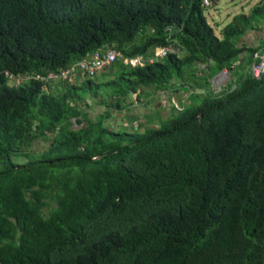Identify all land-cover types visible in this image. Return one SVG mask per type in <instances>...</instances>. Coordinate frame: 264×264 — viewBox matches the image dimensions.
Instances as JSON below:
<instances>
[{"label":"trees","instance_id":"1","mask_svg":"<svg viewBox=\"0 0 264 264\" xmlns=\"http://www.w3.org/2000/svg\"><path fill=\"white\" fill-rule=\"evenodd\" d=\"M200 1L0 0V264H264V38L243 43L264 0L219 38ZM71 67L72 84L48 79Z\"/></svg>","mask_w":264,"mask_h":264},{"label":"rangeland","instance_id":"2","mask_svg":"<svg viewBox=\"0 0 264 264\" xmlns=\"http://www.w3.org/2000/svg\"><path fill=\"white\" fill-rule=\"evenodd\" d=\"M259 1H261V0H217V4H216L217 13H216V15L213 14V10L210 9L208 12L203 13V17L205 18V22L209 27H211L213 23H216V25H218V28L221 29L230 23L234 14L240 15V14H242V12H244L248 15V13L251 10V7L254 6V4H256ZM247 2H248V4H246ZM210 11L213 14L212 20H210L207 17V14ZM219 29L218 30L212 29L214 35L217 38L220 37L219 32H218ZM107 51H116V50L109 47ZM200 64H202V63H200ZM254 66L255 65L253 64V69H254ZM100 75L101 74H99L95 77L99 78ZM228 75H229V73H228ZM221 76H223V75H219V73H218L212 79L209 80V84H210L212 89H216L218 87L225 86V83L227 81H229V79H230V77H229L230 75L227 76L226 78H223ZM8 81H9L8 84H12L14 82V78L8 77ZM45 82H47V81H45ZM70 83L72 84L73 80ZM165 95H163V93L160 94L159 96L156 97V99L153 103L155 109L161 111L162 113L167 112L169 110V108L171 107V106L169 107L168 104H166L168 101L164 102L166 100V99H163L165 97ZM134 98H135V100H134ZM131 99L134 100L133 102H136V96H133ZM171 100H173V101H171ZM171 100H170L171 105L176 107V103L178 100H176L175 97H172ZM134 105L137 106L136 107L137 109H135V113H134L135 116L138 114L145 116L147 114L146 113L147 110L142 106V104L137 103ZM101 112H102V110H100L98 108H93L92 111H90V112L87 111V114H88L89 118H95V117H98L99 115H101ZM121 123H123V122H119V124H121ZM46 148H47V142H44V141H38L33 146V149H35L36 151H43Z\"/></svg>","mask_w":264,"mask_h":264},{"label":"built area","instance_id":"3","mask_svg":"<svg viewBox=\"0 0 264 264\" xmlns=\"http://www.w3.org/2000/svg\"><path fill=\"white\" fill-rule=\"evenodd\" d=\"M216 0H201V7L205 10L210 9L214 6ZM176 49L173 46H166V47H156L153 51V55L148 59L149 63H152L154 59H162L165 58L168 54L171 53H176ZM118 57V53L116 51H106L103 56H101L98 53L94 54V57L92 61H86L83 60L79 63L76 64V66L80 70V74L83 77L87 78H94L98 74L102 72L104 67L108 65L109 63H112L116 60ZM261 61L259 64H254V69H253V76L254 79H258L259 76L263 72L264 68V56H261ZM143 60L139 58H130L128 60V63L131 66H142L143 65ZM201 66V67H200ZM199 69L203 70L205 66L203 64H199ZM74 73V67H71L69 69L63 70V72L59 74H51L48 76V79L52 80H57V81H62V82H71L73 80L72 74ZM219 75H223L221 77L226 78L228 75L227 70H223V72H220ZM80 82V81H79ZM224 85V84H223ZM175 107V106H174ZM177 108V106L175 107Z\"/></svg>","mask_w":264,"mask_h":264},{"label":"crops","instance_id":"4","mask_svg":"<svg viewBox=\"0 0 264 264\" xmlns=\"http://www.w3.org/2000/svg\"><path fill=\"white\" fill-rule=\"evenodd\" d=\"M260 2V1H259ZM259 2H257L256 4H258ZM216 4H217V0H216V2H215V4H214V6L212 7V8H210V9H212L213 10V14H215L216 15V13H217V7H216ZM246 4H248V2L246 3ZM256 4H254V6H252L251 7V9L253 8V7H255V5ZM210 9H207V10H205V9H203L202 7H201V1H200V10H201V12H202V17H203V13H206V12H208ZM251 11V10H250ZM213 14L211 13V11L207 14V17L210 19V20H212V16H213ZM242 14H245V15H247L246 13H244V12H242ZM249 14V13H248ZM237 14H234L233 15V17L234 16H236ZM204 18V17H203ZM233 19V18H232ZM204 20H205V18H204ZM231 22V21H230ZM218 23V22H217ZM227 26V25H226ZM225 26V27H226ZM225 27H223V28H225ZM171 28V27H170ZM170 28H168L167 29V31L168 30H170ZM211 29H215V30H218L219 28H218V25H216V23H213L212 24V26L210 27ZM222 29V28H221ZM221 29H219V31L218 32H220V30ZM213 31V30H212ZM264 38V25L262 26V28L260 29V31L259 32H250V33H248V34H246L245 35V37H244V41H243V43L245 44V45H247V46H249V47H255V46H257L258 44H259V42L262 40ZM256 42V43H255ZM178 53H180L179 51L177 52V54ZM152 55V54H151ZM151 55L147 58V59H144V58H141V57H138V56H135V58H139V59H141V60H147L148 61V59L151 57ZM130 65V64H129ZM204 65V64H203ZM131 66V65H130ZM143 66V65H142ZM205 66V65H204ZM133 67V66H132ZM195 68L197 69V72H203V70H200L199 69V63H197V64H195ZM205 68H206V66H205ZM204 72H205V70H204ZM102 73V72H101ZM100 73V74H101ZM99 75V74H98ZM95 78H97V77H95ZM170 93H168L167 95H165V97L163 98V99H166L164 102H167L166 104H170V106L171 107H174V106H172L171 105V103H170V100H171V98L172 97H175L176 98V100H178V101H180V103H186V100H187V96H186V94H184V92L183 91H178L175 95H173L172 97H170ZM133 96H131L130 97V99H129V101H128V104H127V106H128V109H130L129 111L133 114V115H135L134 113H135V109H137L136 107L137 106H135L134 104H136V102H133L134 100H135V98H134V100L133 99H131ZM171 101H173V100H171ZM178 101H177V103H176V106H177V108L176 109H179V105H178ZM122 117H123V114H117V115H114L113 116V119L112 120H110V125H115L116 127H117V125H119V122L120 121H122L121 119H122ZM123 124V123H122Z\"/></svg>","mask_w":264,"mask_h":264},{"label":"water","instance_id":"5","mask_svg":"<svg viewBox=\"0 0 264 264\" xmlns=\"http://www.w3.org/2000/svg\"><path fill=\"white\" fill-rule=\"evenodd\" d=\"M259 79H264V68L262 74L259 76Z\"/></svg>","mask_w":264,"mask_h":264}]
</instances>
